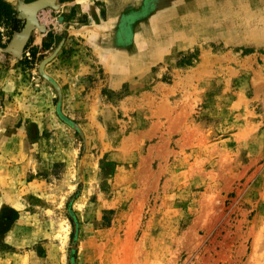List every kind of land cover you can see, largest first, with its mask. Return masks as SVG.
Returning <instances> with one entry per match:
<instances>
[{"label": "rangeland", "instance_id": "1", "mask_svg": "<svg viewBox=\"0 0 264 264\" xmlns=\"http://www.w3.org/2000/svg\"><path fill=\"white\" fill-rule=\"evenodd\" d=\"M13 1L0 264H264V0H169L96 46Z\"/></svg>", "mask_w": 264, "mask_h": 264}, {"label": "crops", "instance_id": "2", "mask_svg": "<svg viewBox=\"0 0 264 264\" xmlns=\"http://www.w3.org/2000/svg\"><path fill=\"white\" fill-rule=\"evenodd\" d=\"M5 2L15 4L13 0H4ZM38 1V0H37ZM52 7H58L66 10L78 12V16L87 15L85 23L78 22L76 29L78 36L92 46L98 44L99 37L110 41V37L117 34L121 21L126 20L128 16L137 13L146 12H162V7H166L169 0H48ZM77 7V8H76ZM172 9H175L172 8ZM166 10V9H165ZM105 13V18L102 13ZM80 13V15H79ZM77 16V17H78ZM123 18V19H122ZM129 19V18H128ZM143 24V23H142ZM150 24L146 26L150 27ZM72 29H75L74 26ZM144 29L139 33L144 34ZM44 36L36 39L34 46L41 47Z\"/></svg>", "mask_w": 264, "mask_h": 264}, {"label": "water", "instance_id": "3", "mask_svg": "<svg viewBox=\"0 0 264 264\" xmlns=\"http://www.w3.org/2000/svg\"><path fill=\"white\" fill-rule=\"evenodd\" d=\"M47 5H48L47 0H40V1H37L36 3L29 5V7L27 8L29 9V11H36L42 7H46ZM33 23H34V20L33 19L30 20L28 18L26 20L25 28L20 33H17L15 35L13 42H12V47L14 49L20 50L25 46L27 40L30 37L31 31L33 29Z\"/></svg>", "mask_w": 264, "mask_h": 264}, {"label": "trees", "instance_id": "4", "mask_svg": "<svg viewBox=\"0 0 264 264\" xmlns=\"http://www.w3.org/2000/svg\"><path fill=\"white\" fill-rule=\"evenodd\" d=\"M17 15V12L9 4L0 0V19L4 18L11 25L13 34L21 32L25 26V21L23 19H17Z\"/></svg>", "mask_w": 264, "mask_h": 264}, {"label": "flooded vegetation", "instance_id": "5", "mask_svg": "<svg viewBox=\"0 0 264 264\" xmlns=\"http://www.w3.org/2000/svg\"><path fill=\"white\" fill-rule=\"evenodd\" d=\"M3 1H4V0H3ZM36 1H37V0H27V3H32V2H36ZM4 2H5V1H4ZM6 3H7V2H6ZM7 4H9V3H7ZM9 5L13 8V6H12L11 4H9ZM13 10H14V8H13ZM14 11H15V10H14ZM16 12H17V11H16ZM17 14H18V12H17ZM17 19H22V18H20V17L17 15ZM23 20H24V19H23ZM23 20H22V21H23ZM24 21H25V25H26V20H24ZM24 21H23V22H24ZM24 28H25V26H24ZM24 28H23V29H24ZM10 29H11V27H10ZM11 31H12V30H11ZM19 33H20V32H19ZM12 34H13V32H12ZM14 34H17V33H14ZM14 34H13V35H14Z\"/></svg>", "mask_w": 264, "mask_h": 264}]
</instances>
